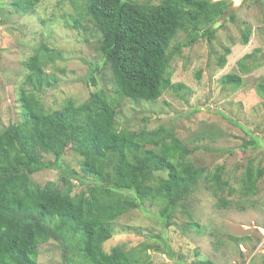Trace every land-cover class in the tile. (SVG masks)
<instances>
[{
	"label": "trees",
	"instance_id": "1",
	"mask_svg": "<svg viewBox=\"0 0 264 264\" xmlns=\"http://www.w3.org/2000/svg\"><path fill=\"white\" fill-rule=\"evenodd\" d=\"M39 1L12 0L11 6L16 12L32 11ZM252 2L262 6L264 24V0ZM231 6V0H83V15L94 28L113 91L95 90L80 103L67 98L56 109H47L38 92L53 84L48 67L61 53L44 42L35 47L23 63L26 75L17 99L23 121L0 128V264H42L37 261L39 246L51 240L62 246L65 264H135L119 246L108 252L102 248L121 215L148 202L160 207V220L167 225L169 215L198 185L221 208L231 203L229 197L257 193L264 168L249 162L238 182L231 184L222 166L195 164L192 148L173 131L163 126L120 128L117 122L123 98L154 101L165 90L183 87L171 81V61L200 38L212 40L220 17ZM225 19L232 21L234 12ZM67 22L87 29L71 16ZM179 32L183 40H177ZM249 36L246 27L243 44ZM255 50L238 59L242 71L250 68L245 60ZM228 53L224 48L219 65ZM221 78L233 89L241 82L233 73ZM256 92L264 94V83L257 84ZM68 149L79 157L78 170L60 165ZM45 154L53 161L44 160ZM58 168L64 173L63 188L54 181L38 184L31 177ZM74 180L84 189L73 194ZM185 264L216 263L205 258ZM258 264H264V254Z\"/></svg>",
	"mask_w": 264,
	"mask_h": 264
},
{
	"label": "rangeland",
	"instance_id": "2",
	"mask_svg": "<svg viewBox=\"0 0 264 264\" xmlns=\"http://www.w3.org/2000/svg\"><path fill=\"white\" fill-rule=\"evenodd\" d=\"M11 1L0 0V128L23 121L17 100L26 75L23 63L41 42L61 53L48 67L53 84L38 92L47 109L60 108L67 98L80 103L98 89L113 91L110 70L97 51L94 28L83 15V0H40L32 11L17 12ZM231 1L234 8L220 17L214 38H200L183 47L171 61V81L183 87L165 90L154 101L123 98L117 122L120 128L163 126L173 131L192 148L190 158L195 164L208 169L220 165L225 178L235 184L247 163L264 168V94L256 92L257 84L264 83V24L259 3ZM230 12H234L232 21L225 19ZM69 16L87 29L72 27ZM246 27L250 36L243 44ZM184 36L179 32L176 38ZM226 47L229 53L221 66L219 58ZM254 49L245 60L250 68L242 71L238 59ZM227 73L241 78L239 87L233 89L222 81ZM252 140L259 144L250 146ZM246 143L247 148H240ZM43 158L53 161L49 154ZM60 165L78 170L79 157L68 149ZM62 175L58 168L43 169L31 177L38 184L54 181L63 188ZM73 183V194L84 189ZM229 200L227 207H218L216 198L198 185L169 215L167 225L160 220V207L145 202L114 221L113 234L102 248L108 252L119 246L135 264H185L205 258L216 264H258L264 254V178L255 195ZM165 243L172 257L165 252ZM37 261L65 264L62 246L52 240L41 244Z\"/></svg>",
	"mask_w": 264,
	"mask_h": 264
},
{
	"label": "water",
	"instance_id": "3",
	"mask_svg": "<svg viewBox=\"0 0 264 264\" xmlns=\"http://www.w3.org/2000/svg\"><path fill=\"white\" fill-rule=\"evenodd\" d=\"M232 8H234V6H231V7L229 8V10H231Z\"/></svg>",
	"mask_w": 264,
	"mask_h": 264
}]
</instances>
